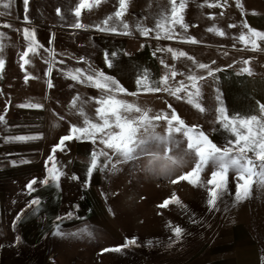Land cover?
Here are the masks:
<instances>
[{
  "label": "rangeland",
  "instance_id": "obj_1",
  "mask_svg": "<svg viewBox=\"0 0 264 264\" xmlns=\"http://www.w3.org/2000/svg\"><path fill=\"white\" fill-rule=\"evenodd\" d=\"M86 2L91 7L82 8L78 20L87 27L77 29L73 27L77 22L74 9L79 0H28L27 5L24 0H0V12L4 13L0 16V59L5 61L0 69V115L5 118L0 123V264H264V190L253 185L248 199L236 201L237 181L230 171V194L210 208L211 186L206 182L215 169L208 166L195 186L178 179L193 169L196 158L187 154V138L183 130L174 131L175 122L169 136L167 120H153L152 134H145V143L137 147V159L120 162L101 157L91 177L87 175L90 154L104 150L113 155V151L99 139L95 144L86 139L66 141L63 151L55 153V163L63 173L59 187L41 183L52 167L53 162L47 161L52 147L71 134V126H84L80 109L92 122H99L95 111L99 105L93 98H99L101 91L67 75L69 69H83L81 58L85 73L103 71L127 93H136L117 94L118 99L150 109V117L161 114L170 118L175 111L186 126H195L223 147L229 132L216 123L218 106L226 107L230 115H261L259 105L264 104V96H254L252 79L264 78V41H257L259 47L253 50L239 36L249 34L245 24L264 32V0H183L187 28L177 26L178 35L172 40L156 38L157 21L171 14L170 0H126L121 20L129 25V35L118 34L125 31L114 17L118 0ZM6 3H10L7 9L3 7ZM179 3L177 0V7ZM109 16H113L109 26H116L118 33L95 27L104 26L102 22ZM6 22L11 26H4ZM137 25L151 29L149 36H142ZM24 27L35 32L41 47L34 46V52L25 58L29 63L21 68V54L28 46ZM209 28H218L225 35ZM187 38L198 43L181 42ZM169 47L220 70L208 76L207 70L196 68L187 57L174 60L166 51ZM106 52L112 67L107 66ZM50 53H55L54 57ZM111 53L117 55L111 57ZM173 67L178 73L175 78L169 71ZM244 67H249L251 74L243 73ZM189 69L205 77L199 81L200 96H193L203 112L188 103L186 92L179 93L181 99H177L166 91L138 89L136 84L137 77L147 70L150 82L168 73V87H178L180 81L188 85ZM37 103L42 107H19ZM17 135L37 138L7 141ZM173 160L183 163L173 164ZM33 178L37 184L29 193L26 185ZM35 198L41 201L38 210L35 205L29 207ZM165 200L170 201L168 206L159 207ZM57 224L60 235L55 234ZM177 226L182 228L179 240L173 233ZM133 238L136 245L119 253L103 251Z\"/></svg>",
  "mask_w": 264,
  "mask_h": 264
},
{
  "label": "snow or ice",
  "instance_id": "obj_2",
  "mask_svg": "<svg viewBox=\"0 0 264 264\" xmlns=\"http://www.w3.org/2000/svg\"><path fill=\"white\" fill-rule=\"evenodd\" d=\"M100 0H95L96 4H99ZM171 14L170 16H163L157 21L156 29V38L157 39H167L172 40L174 36L178 34L175 32L177 26L180 28L186 29L187 25L184 23V17L182 12L185 8L183 0H180L179 7H177V0H170ZM25 5H27L28 0H24ZM119 8L114 13V17L117 21H121L124 32L118 33V28L116 26H109V21L113 20V16L106 18L102 24L104 26L96 25L97 30L101 32H112L118 34L129 35V25L123 23L121 18L126 9V0H118ZM209 7H218L219 4H209ZM238 6H240L238 4ZM5 9L10 7V3L3 5ZM85 7H91L86 0H79V3L74 9V15L77 18V22L74 23L73 27L77 29L86 28L87 26L79 22L78 18L81 15V9ZM242 7V6H241ZM57 14H60V9H57ZM4 13L0 12V16H3ZM63 19V16H61ZM25 23H28V18L25 16ZM4 26L10 27V22H6ZM234 27V25H230ZM245 28H248V35L241 34L239 40L247 46L251 44L253 50L259 47L257 41H264V32L251 29L247 24L244 25ZM137 30L140 31L141 35L144 37L149 36L151 29L145 28L141 25H137ZM208 31L215 32L219 36H224L225 33L218 28H209ZM23 34L26 41H28L27 50L21 54V59L24 61L21 64V68L24 67V64L29 63L26 57L29 56L30 52H34L35 48L41 47L35 41V32L30 30L29 27L23 28ZM3 38V33H0V39ZM181 42L198 43L194 38L181 39ZM157 51H165V49H157ZM167 52L172 54L173 59H178L181 57H187V59L192 60L196 68L200 70H207L208 76H213L215 71L220 69H212L208 64L202 62H196L192 56H189L186 52L180 50H174L171 47L166 49ZM55 53H50L51 57H54ZM117 53H111V57H115ZM155 55V53H154ZM105 59L108 67H112V60L110 59L109 54L105 53ZM83 60V58H81ZM62 63V61H61ZM164 64V61H161ZM213 63H215L213 61ZM244 64H248L249 61L245 60ZM5 61L0 59V69L4 67ZM168 67L166 64L164 65ZM51 71V68L49 69ZM172 78H175L178 74L174 69L169 70ZM243 73L251 74V69L249 67H244L241 69ZM183 75V73H180ZM67 75L74 81L80 83H87L89 86L100 90L101 96L95 99L99 107L96 108V115L99 122H92L87 115L84 113L83 109H80V115L84 117L83 124L84 126H71V134L64 135L60 138L57 145L53 146L51 149L52 154L48 156L47 161H51L52 167L47 169V177L41 181L43 185L51 184L59 187V182L63 173L58 170L55 163V153L59 149L63 151V147L66 141L76 140H90L92 143H96L99 139V143L104 145L106 149L113 151V155H110L108 151L101 150L99 152H92L90 166L87 168V175L91 177L93 171L97 169L100 158L104 157L105 161L113 160L118 158L120 162L130 161L137 159L135 155L137 147L145 143V134L151 135V129L155 127L153 120H167L169 128V136L173 132V123L175 122L176 126L174 131L180 133L183 130V135L187 138V154L194 156L196 159L194 161V167L191 171L186 174L180 175L179 180H187L193 186L197 185L200 181L201 173L208 167L211 166L213 171H211L210 179L207 180V185L211 187L208 188V200L207 204L210 208L217 207V201L220 200L224 195H229L227 188L228 185V174L229 172L235 173L236 177V190H235V200H245L252 195L253 185L258 187L261 190H264V104L259 105L260 116L256 114H251L248 116H243L240 113L228 114L226 107L220 105L217 107V120L216 123L220 124L223 130L229 132V137L225 140L224 146H218L214 141H212L207 134L202 130L196 131L195 126H186L185 122L179 117L175 111L172 112L170 118L167 115L158 114L155 117H150V109L142 110L133 103H129L122 99L117 98V94H129L136 95V93H127L120 83L113 77L106 75L103 71L89 70V73H85L84 70L76 68L75 70L69 69ZM28 77L25 76V80ZM205 77L202 75H196L189 69L187 75V80L189 84L186 85L184 81L179 82V86L175 88L168 87L169 74L166 73L161 77L159 81L150 82L149 74L147 70L144 71L142 76H138L136 84L138 89H143L147 92H160L166 91L169 95L175 96L177 99H181L179 93L186 92L188 94V103L193 104L195 108L201 112L205 111L199 103L194 102L193 96H200V86L199 81L204 80ZM158 85H163L160 87ZM49 87H52V84L49 83ZM189 88L194 89L195 91H189ZM217 101H220L219 95L216 97ZM73 106L74 102H73ZM19 107H31V108H41L40 104H21ZM171 108V105H169ZM61 119H63L61 117ZM5 120L3 115H0V123H3ZM117 129L118 131H113ZM35 136L30 135H17L7 137L8 142H24L32 139H36ZM154 155V153H150ZM251 154V155H250ZM254 157V158H253ZM169 159H172L169 157ZM28 161H22V163H27ZM13 166L16 165V162L13 161ZM183 162L173 160V164ZM47 167V162H46ZM113 170L115 168L113 167ZM73 179H78V177L73 176ZM176 183V180L172 181ZM87 183V182H86ZM37 184V180L33 178L26 185L29 193L35 191L34 185ZM176 198L173 196L172 200ZM41 201L39 198L31 200L29 207L33 205L38 207ZM170 203L169 200H165L163 204L159 207H167ZM35 214V213H33ZM71 216L72 213L67 214ZM22 219L21 215L16 217L17 221ZM57 220H60L61 217H57ZM56 235H60L59 224L56 225ZM176 240L181 238L182 228L177 226L173 229ZM20 238H16V242L19 243ZM148 244L151 245L152 241H148ZM136 245L135 238L126 239L125 243L121 246H116L113 248H105L104 252H121L123 249H126L130 246ZM171 246V245H169Z\"/></svg>",
  "mask_w": 264,
  "mask_h": 264
},
{
  "label": "crops",
  "instance_id": "obj_3",
  "mask_svg": "<svg viewBox=\"0 0 264 264\" xmlns=\"http://www.w3.org/2000/svg\"><path fill=\"white\" fill-rule=\"evenodd\" d=\"M79 63H81L83 69L85 71L86 69V64L83 61H79ZM80 68V67H79ZM252 81H254V85L252 86L254 91V96L255 95H259V96H264V78H255V80L252 79ZM259 92V93H257ZM30 98H33V96H30ZM79 111V110H78Z\"/></svg>",
  "mask_w": 264,
  "mask_h": 264
}]
</instances>
